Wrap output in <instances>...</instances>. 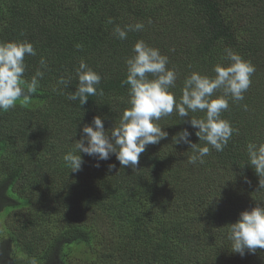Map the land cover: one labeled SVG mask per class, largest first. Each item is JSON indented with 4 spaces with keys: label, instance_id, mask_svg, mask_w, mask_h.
I'll use <instances>...</instances> for the list:
<instances>
[{
    "label": "trees",
    "instance_id": "obj_1",
    "mask_svg": "<svg viewBox=\"0 0 264 264\" xmlns=\"http://www.w3.org/2000/svg\"><path fill=\"white\" fill-rule=\"evenodd\" d=\"M137 22L144 29L126 40L113 35L116 25ZM141 39L169 58L177 99L193 71L214 76L216 64L227 66L225 48L250 61L244 100L229 99L222 113L237 131L223 152L191 165V149L172 137L188 128L198 138L173 114L158 122L168 138L149 145L136 169L114 155L97 168L81 153L82 170L71 172L62 156L83 125L100 116L110 129L130 107L121 82ZM24 40L37 50L25 56V79L41 57L47 69L30 106L0 113V264H264V249L241 257L226 239L242 211L264 206L259 177L245 164L246 144L264 142V0H0V41ZM81 59L103 90L82 106L67 99ZM61 76L70 85L53 91Z\"/></svg>",
    "mask_w": 264,
    "mask_h": 264
},
{
    "label": "clouds",
    "instance_id": "obj_2",
    "mask_svg": "<svg viewBox=\"0 0 264 264\" xmlns=\"http://www.w3.org/2000/svg\"><path fill=\"white\" fill-rule=\"evenodd\" d=\"M144 27L141 22L124 28L116 25L113 35L119 40H126L128 32L142 31ZM76 47L81 46L78 44ZM132 53L125 61L126 78L121 82L128 86L130 107L123 110L118 124L110 129H105L104 120L100 116H94L90 124H84L80 139L62 156L64 166L71 172L81 171L84 164L82 153L94 158L97 161L94 166L97 168L100 167L99 161H107L114 155L121 167L136 169L141 154L146 152L149 145H157L168 138L169 133L158 122L173 114L179 118V123L186 122L195 130L194 134L199 141H192L193 133L188 128L178 131L172 137L173 145L184 144L191 149L192 154L187 159L189 164H203L204 158L213 149L223 152L237 129L232 127L230 121L222 118V113L229 109V99L232 102L244 100V93L249 89L251 76L255 72L251 62L245 61L231 48H225L224 59L229 61L227 66L216 64L213 67L214 76L193 71L184 78L182 94L177 99L171 89L175 88L178 77L176 71L168 67L169 58L142 39L133 45ZM26 55H37L31 42L0 41V113L14 109L17 102L21 107L30 106L32 95L40 87L44 77L41 69H47V61L41 57L40 68L30 80H26ZM75 73L78 83L75 91L68 93L69 101H78L82 106L89 97L103 94V90L98 88L101 75L85 60H80ZM70 83L71 77L61 76L53 91L60 90L59 86L66 89ZM217 92L222 94L213 98ZM244 107L247 110V106ZM197 113H203V116L195 115ZM185 118L189 119L185 121ZM245 152V164L254 169L262 191L264 142H248ZM115 167V164H110L109 170ZM246 182L250 183L247 179ZM226 239L230 242L231 251L241 257L246 253L254 254L258 248L264 249V206L257 205L250 211H242L235 223L227 225ZM31 264H37L36 260L33 259Z\"/></svg>",
    "mask_w": 264,
    "mask_h": 264
}]
</instances>
